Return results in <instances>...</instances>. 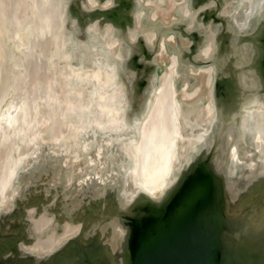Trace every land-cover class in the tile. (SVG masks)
I'll return each mask as SVG.
<instances>
[{"label": "bare ground", "instance_id": "1", "mask_svg": "<svg viewBox=\"0 0 264 264\" xmlns=\"http://www.w3.org/2000/svg\"><path fill=\"white\" fill-rule=\"evenodd\" d=\"M106 2L103 4L89 0L86 10L99 11L103 8L107 10L113 4ZM117 2L114 4L124 9V14L119 17L124 15L127 20L125 23L119 21L123 24L119 25L118 22L119 26H114L112 29L108 27L107 30L111 29L109 32L106 30L101 32L103 28L100 26V31L93 26L85 29L88 31L85 39L83 38L82 47L91 55L92 58H88L93 62L91 69L87 72L82 71L78 75L79 71L77 77H80L84 83L83 86L85 84L90 86L91 94H89L90 97L87 95L90 99L87 104L92 107L89 108L88 121L77 120L80 122L76 130L74 129L78 136L77 141L73 143L74 140H72L70 146L64 148L69 153V157L62 162L53 163L48 166V171L43 172L41 168L45 165L40 163L42 160H39L38 148L36 152V147H28L29 145L25 144L27 142L19 147L16 145L18 147L16 149L13 146L17 142L8 146L10 138L14 136H9V130L4 131L5 135L8 134L6 138L4 134L1 136L5 138L3 142L10 137L5 143L8 147L1 142L0 138V169H2L0 181L6 179L1 174L5 176L7 173L1 171L5 170L3 168L7 167L6 163L11 161V154L15 151L17 153L18 149L19 155L24 154V157L17 156L20 157L19 163L17 162L18 170L13 164L15 170L12 172L14 174L18 172V179L10 182L9 186L0 184V264H127L128 256L127 252L124 253V246L131 235L128 223L130 217L136 212L143 213L145 207H149L152 211L160 209L175 191L184 174L189 171V167L197 161H200L211 174L219 176L226 182L222 217L229 226V232H226L224 236V243L231 255V261L236 263L249 261V264H257L264 257V72L261 68L264 45V0H202L200 6L196 5L195 12L184 13L186 16L184 15V20L181 19V25L185 26L186 21L187 29L191 31L187 30V32H194L193 38H197L195 42L190 36L198 51L195 50L197 54L194 57L196 60L193 63L194 67L203 66V68L197 73L193 71L196 73L193 76V88L189 89V92L185 90L186 92L180 98L179 105L181 107L186 105L189 111L187 118L189 117L190 122L191 120L193 122L192 127L183 135L179 134L173 121L175 116H179V111L175 113L177 109H174L176 106L174 102L176 101H173V98H170V102L173 103L167 100L169 103L167 104L165 99L168 95L158 93L157 97L152 98L155 100L152 109L150 107L147 109L149 98L152 97L149 87L153 85L149 82L150 86L144 83V92L142 89L138 90L142 93V101L139 102L142 106L139 105V110L136 111L138 116L146 113L144 123L141 126L140 122L134 128L137 116L132 117V115H129L128 123L126 114L131 112L134 105V103L131 104V99L135 102L136 96L139 95H134L136 88L141 87L145 79L141 78L140 83L136 82L151 62L145 57L153 52V40L156 37L146 26L148 19L151 18H148V13H145L149 6L148 0H118ZM191 6L195 10V7ZM86 10L84 8V11ZM45 21L48 25L49 20ZM148 23H151L150 19ZM117 33H120L119 37ZM151 37L154 39L152 40ZM81 42H78L79 45ZM184 43L187 44L188 41ZM192 44H190L191 47H194ZM154 59L155 57H152V60ZM153 64L152 62L151 65ZM48 72L50 73L49 70ZM120 74L121 76L123 74L124 79ZM155 79L156 81L153 77L155 83L159 82L157 78ZM48 84L51 85V83ZM145 84L148 85V90ZM160 87L158 83L157 88ZM155 90L158 89L155 88ZM10 91L7 94L8 97H5L6 105L15 103L12 99L14 89ZM118 91L121 93L120 98L117 96L120 94ZM45 97L43 96L44 99ZM39 102L43 103L40 100L37 104ZM80 105L83 109V104ZM16 108L18 109V106ZM98 112L105 115L104 119L110 126L106 130L108 139L103 138L105 130L103 131V125L96 116V114L99 115ZM47 113L50 115V112ZM3 118L1 117L2 120ZM6 121H3V124ZM19 130L16 129V132ZM51 131L48 134L52 135ZM54 135L55 133L52 136ZM48 158L51 159V157ZM206 158L208 163L205 162ZM29 162L32 164L31 168L36 166L35 171L33 169L29 172L32 175L24 173L28 168L23 171L25 169L23 166ZM40 164L44 166L41 167ZM238 182L242 183L237 185ZM30 185L33 187L32 190L36 188L34 191L37 192L36 194L50 199L53 203L54 212L61 224L59 222L56 224L55 227L59 225L57 230L52 227L54 231L52 233H49L48 229V232L42 231L47 233L46 235L41 234L42 232H39L42 229L41 226L40 230L37 229L38 227L33 229L35 217L33 219L28 204ZM133 207L141 209L133 211ZM25 238L29 239V242H26Z\"/></svg>", "mask_w": 264, "mask_h": 264}, {"label": "rangeland", "instance_id": "2", "mask_svg": "<svg viewBox=\"0 0 264 264\" xmlns=\"http://www.w3.org/2000/svg\"><path fill=\"white\" fill-rule=\"evenodd\" d=\"M95 1H97L98 3L99 2L105 3L107 0H95ZM117 1L118 0H108V2H106V3H110V4L114 5V6L112 5L110 8H108L109 10L108 9L106 10L104 8H103L104 10L103 9L99 10L96 8L99 11H95L94 9H93V11H90V9L88 11V10H86V8L88 9V7H86V6H88L87 3L89 2V0H87V1L86 0H60V1L59 0H14V1L13 0H0V120H2L1 117L2 118L4 117L3 120L1 121L2 123L0 122L1 123L0 138H1V136H4L5 135L4 133H6L9 130V132H10L9 136L14 135L13 136L14 138L8 137V138H10V142H8V144H7L8 146L10 144H12L13 142H15V143L17 142L13 146L16 149L19 146L24 145L23 143L27 142L25 144L29 145L28 147H30V148L36 147V152L38 150L40 151V153H39V151L37 152V154L40 157L39 160L40 161L42 160L40 163H43L45 165L44 168H41V169H43V172L48 171V166L52 165L53 163L55 164L57 162H62L69 157V153H67V150L64 149V148H66L65 146H67V147L70 146V142L72 140H74L73 143H75L77 141L76 137H78V136L76 135L77 133L75 132L76 128L78 127L77 125H80V122H84L86 120L88 121L87 116L89 115L88 114L89 108H91L92 106L88 105L87 103H89L88 100H90V99H88V97H90L89 94H91V90H90L89 85L85 84V86H83L84 83L80 80V77H77V73L79 71L80 72L78 73V75H80V73H82V71L85 72V70H86V72H87L88 69L92 68L91 65H92L93 61L90 59L92 57H90L91 55L88 54V52H86V50L82 47L83 41H84L83 38L85 39V36H87V31H88L85 29H87L86 27H89V26L92 27L93 26L94 28H97L98 31H100L99 29L101 27V28H103V29H101V32L104 30L109 32V30L111 31L112 27H114V26L117 27L120 25V23H122L119 21H124V23H125L126 19L124 18V15H123V17H119V16H121V14H124L123 13L124 9H122V7L120 6L121 4ZM41 2H43V3H41ZM116 2H117V4H120V5L117 6L116 4H114ZM148 2H149L148 10L146 8L147 12L145 11V13H148V18L151 17V18H149L151 23L150 24L148 23V21H149V19H148L146 26H148V28H150L152 33H154L153 35L156 37V39L153 40L154 38H152L153 37V35H152L151 39L153 40V43H154L153 44L154 49L152 48L153 52L150 53L151 55L145 57V58H147L148 61H151V62L149 64V66H147V68L143 71V74L141 76H139L138 81L136 82V83H140L143 79H145L142 82L141 87L139 86L136 88L134 95H138V94L139 95L136 96L135 102L133 101V99H131V104L134 103V105L132 106L131 112L129 111L126 114V118L128 120V123H129L130 122L129 121V115L130 116L132 115V117L137 116L136 122H135L136 125L134 124V128H136V126L138 124H140V122H141L140 125L142 126V123H144V121H145V119H144L145 115L144 114H146V113H143V114L141 113L142 116H138V113L136 111V110H139L138 108L140 106H142L141 103H139L142 101V99H141L142 93L139 92L138 90L142 89V91L144 92V90H143L144 83L145 82L147 84H148V82L153 83V85H152L153 87L150 86L151 84H148L150 86L149 87L150 92L152 93V97H151V99L149 98L148 102L150 103L151 102L150 100H153L152 98L154 96L157 97L156 95L158 93L160 95L165 93L164 95L169 96V97L167 96V99H165L167 104H169L168 101L170 102V98H173V101H176V103L174 102V104H176V106H179V108H180V109L178 107L176 108V106L174 107V109H177V110H175V113L177 111H179V116L178 117L175 116L173 118V121L175 122V128H177L179 134L183 135V134H185L186 130H188L192 127L193 122H192V120L190 122L189 117L187 118V113L189 114V111L187 110L186 105H185V107L184 106L181 107V105H179L180 100H181L180 98L182 97L184 92H186L185 90H188L187 92H189V89L193 88L192 87V85H194V83H192L193 76L197 72L201 71L203 66L197 67V68H196V66L194 67L193 63H194V61H196V60H194V57H195V54H197V52H198L197 48L194 46V41L196 42L197 38L194 39L193 38V36H195V35H193L194 32L190 33L191 31L189 29H187L186 24H188V23L186 21L184 22L185 26H184V24L181 25V23H182V20H184V15L188 11L192 12V13L195 12L197 10L196 9L197 6H200V4H202V3H200V2H202V0H200L199 3H198V0H194V1L193 0L192 1L191 0L190 1L189 0H166V1L165 0H148ZM190 2H191V4H190ZM83 5H84V7H82ZM191 5H193V8L195 7V10L192 9ZM55 6H56V9H55ZM39 7H41V8H39ZM84 8L86 11H84ZM58 9H59V11H58ZM39 11H40V13H39ZM102 11H104V12H102ZM180 11H181V13L182 12L183 13L181 14ZM55 12L56 13L58 12V13L55 14ZM179 13H180V15H179ZM39 14H41V15L39 16ZM51 15H52V17H50ZM102 17H103V19H102ZM51 18H53V19L51 20ZM44 19L49 20V22L47 21L48 25ZM118 22H119V25H118ZM24 26H26V27H24ZM91 27H89V28H91ZM108 27H110L111 29L109 28V30H107ZM78 28H79V30L80 29L81 30L79 31ZM166 28H168V29L166 30ZM182 28H185V29H182ZM115 29L118 30V28H115ZM159 30H160V32H159ZM187 30L190 32H187ZM188 33H190V35H188ZM118 34L120 35V33H117V35ZM119 35L117 37H119ZM190 36H192L194 41L192 40V38H190ZM182 39H183V41H182ZM186 40L190 44L193 43L192 46H194V47H191V45L188 43L187 44L184 43V42H187ZM79 41L80 42L82 41L80 43V45L78 43ZM111 45H112V43L110 44V46ZM188 45H190V46H188ZM187 46H188V48H187ZM75 48L76 49L79 48V49L76 51ZM112 48H113V46H112ZM114 48L116 51V47H114ZM117 50H119V49H117ZM66 52H68V53H66ZM192 53H194V54L192 55ZM80 55H83V56H80ZM171 55H172V57H171ZM191 56H193V57H191ZM85 57H87V59ZM88 57H90V58H88ZM152 57H155V59H157V58L158 59L157 60L154 59L155 60L154 61V60H152ZM152 62L154 63L153 65H151ZM155 62H157V64H155ZM158 64H160V65H158ZM171 65H172V67H171ZM35 69H38V70L35 71ZM48 70L52 74H50L48 72ZM39 71L43 74H41ZM147 71H148V73H146ZM193 71L196 73H193ZM63 72H64V74H63ZM72 72H73V74H72ZM65 73H67L68 75ZM151 74H153V75H151ZM120 76H121V74H120ZM144 76H145V78H144ZM160 76H161V78H160ZM121 77H122V79H124L123 74ZM153 77H154L155 81H156L155 78H157V80H159V78H160L159 82L155 83L153 81ZM141 78H142V80H141ZM167 78H168V80H167ZM187 78H188V80H187ZM75 79H76V81H75ZM44 82L51 83V85H49L48 83H47L48 84L47 85ZM38 83H39V85H38ZM119 83H120V81H119ZM158 83H159V85H161L160 88H157ZM121 84L122 83H120V85ZM148 85H146L147 90L149 89ZM118 86H119V84H118ZM71 87H72V89H71ZM119 87L121 88V86H119ZM151 87H152V90H151ZM155 88L158 90L156 91ZM13 89H14L15 93H13L14 97L12 99L15 101V103L17 105L15 103L14 104L10 103V104L6 105V103L4 102L6 100L5 97H8V95H7L8 92L10 90H13ZM47 89H50V90H47ZM66 89H68V90H66ZM153 89L155 91H153ZM56 91H58V92H56ZM67 92H69V93H67ZM71 93H72V95H71ZM34 94H36V95H34ZM78 94H79V97H78ZM109 94L111 95V92ZM40 95H42V96H40ZM48 95H50V96H48ZM51 95L54 97H52ZM80 95H81V98H80ZM87 95H88V97H87ZM120 95H121V93L117 96L120 98ZM43 96L49 97L50 99L48 98L49 99L48 100L45 97V99H46L45 100L43 98ZM85 96H86V98H85ZM117 96H116V98H118ZM40 97H42V98H40ZM70 97H72V98L70 99ZM137 97H140V98L138 99ZM15 98H17V99L19 98V99L17 100ZM68 98H69V100H68ZM77 98H80V99H77ZM84 98H85V100H84ZM189 98H190V96H189ZM20 99H22V100H20ZM25 99L26 100L28 99L29 102L26 101ZM57 99L60 100L61 102L58 101ZM64 99H65V101H64ZM73 99H75V100H73ZM76 99H77V101H76ZM40 100L43 101V103L39 102L37 104V102ZM78 101H80V102L78 103ZM32 102H34V103H32ZM35 103H36V106H35ZM40 103H42L41 104L42 107H41ZM45 103H48V104L46 105ZM66 103L71 107L67 106ZM84 103H86V104H84ZM149 103H147V107H148L147 109H149V107L150 108L152 107L153 103H155V100H153L151 102V104H149ZM80 104H83V107H84L83 109L81 107L82 105H80ZM17 106H18V109L16 108ZM20 107H22V108H20ZM39 107H40V109H38ZM34 108H35V110H34ZM77 108H79V109H77ZM11 109H14V110H11ZM70 110L71 111L73 110L72 113ZM84 110L86 112H84ZM4 111L6 113H4ZM59 111H61V112H59ZM37 112H38V114H37ZM47 112H50V115ZM51 112H53V113H51ZM58 112H59V114H58ZM78 112H79V114H78ZM98 113H99V115L96 114V116L100 120V123H102L101 125H103V131L105 130L103 132V135H104L103 138L108 139V133L106 132V130L110 126H109L108 122H106V120L104 119L105 115L102 114V112H98ZM64 114H65L66 118L64 117ZM73 117H75V119ZM132 117H130V119H133ZM178 118H179V120H177ZM12 119L15 121H13ZM42 119H43V121H42ZM78 119H81L80 122L77 121ZM6 120H8L10 122H8ZM50 120H51V122H50ZM3 121H6V123L3 124ZM36 121H38V122H36ZM58 121H59L60 125L57 124ZM65 122L67 124H64ZM177 123H178V125H177ZM10 124H12L14 127ZM42 125H44V126H42ZM66 125H68L69 127ZM3 126L5 128H3ZM15 126L17 128H15ZM64 126L66 129L63 128ZM54 127H56V128H54ZM16 129L17 130L20 129L19 132H16ZM37 130H39V131H37ZM50 130H52L51 133H53V134L55 133L54 136H52L53 134L52 135L48 134L50 132ZM66 130H68V131H66ZM2 131H3V133H2ZM4 131H6V132H4ZM69 131H71V132H69ZM11 132L13 134H11ZM61 132H64V133H61ZM17 133H19V134L17 135ZM2 134H4V135H2ZM20 134H22V135H20ZM62 134H63V136H62ZM7 135H5V138L7 137ZM44 136L46 138L47 137L51 138V140L48 138L47 139L45 138L46 139L45 140ZM57 136L60 138V140H58L59 138ZM131 136L132 135H130V137ZM19 137H20V139H19ZM53 137L57 138V139H54ZM81 137L83 138V135H81ZM136 137H138L137 133H136ZM3 138H1L2 139L1 142L4 143V145H6L5 143L7 142V140L9 141V139L7 138L6 141L3 142L5 140V138H4V140H3ZM129 139L133 140L136 138H129ZM21 140H23L24 142ZM40 141H42V142H40ZM43 141H46V142H43ZM50 141H52V142H50ZM54 141L55 142L57 141V142L55 143ZM16 145L18 147H16ZM56 146H58V147H56ZM49 147H51V149H49ZM37 148H38V150H37ZM18 151H19V149H18ZM18 151H17V153L15 151V152H13V154H11L12 155L11 161H8V163H10V164L6 163V165H5L7 167L9 165V167L8 168L5 167V168H3L5 170L1 171L2 173L4 172L7 174L5 176H4V174H1V176L3 175L2 177H5L6 179L1 180L0 184H5V185L7 184L6 186H9L11 184L10 182L14 181L15 179H18V177H17L18 172L15 174L12 172V170L14 171L15 168H16V170H18V168H17L18 167V165H17L18 159H20V157H24V154L19 155L20 151H19V153H18ZM17 156H20V157H17ZM48 157H51V159ZM13 159L16 162V164L13 161ZM57 159H59V160H57ZM47 160H48V162H47ZM13 164L15 165V168H14ZM25 164L26 165L23 166V169L25 168L23 171H25L28 168L27 169L28 171L26 170L27 172L26 171L24 172L25 174L26 173L29 174V172L32 171L33 169H34L33 171H35L36 166L34 168H31V165H32L31 162L25 163ZM10 165H11V167H10ZM40 165H41V167L44 166L42 164H40ZM10 168H11V170L9 171ZM0 170H2V169H0ZM8 176L11 177L10 181H9ZM7 177H8V179H7ZM5 180H7L6 183H5ZM30 187H31V185H30ZM32 189H33V187L29 188V190H28V197H29V203L28 204H29V211L33 215V219L35 217V219L33 220L34 221L33 229L37 228V227H38L37 229H39L41 226L42 229L41 230L39 229L40 233L42 231L48 232L47 231L48 229H49V233L50 232L52 233L53 228H55L54 230L58 229L59 225L57 227H55L56 224H58V222L61 224V221L58 219L57 214H55V212H54L53 203L50 199H47L46 197H41V195L36 194L37 192H34V191H36V188L34 190H32ZM43 207H45V209ZM50 207H51V209H50ZM43 212H45V213H43ZM47 212H48V214H47ZM45 214L47 217L45 216ZM49 218H51V219H49ZM61 220H63V219H61ZM50 221H51V223H49ZM42 224H43V226H42ZM43 232L41 234H43V235L47 234V233H43Z\"/></svg>", "mask_w": 264, "mask_h": 264}, {"label": "water", "instance_id": "3", "mask_svg": "<svg viewBox=\"0 0 264 264\" xmlns=\"http://www.w3.org/2000/svg\"><path fill=\"white\" fill-rule=\"evenodd\" d=\"M261 68L264 72V45ZM225 185L200 161L189 167L160 209L145 207L130 217L131 235L124 246L127 264H249L232 262L225 247ZM257 264H264V257Z\"/></svg>", "mask_w": 264, "mask_h": 264}]
</instances>
